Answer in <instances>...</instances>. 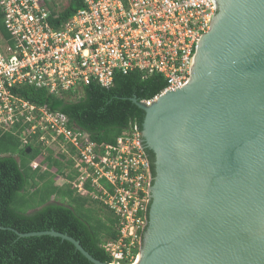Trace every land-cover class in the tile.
<instances>
[{
    "label": "built area",
    "instance_id": "built-area-1",
    "mask_svg": "<svg viewBox=\"0 0 264 264\" xmlns=\"http://www.w3.org/2000/svg\"><path fill=\"white\" fill-rule=\"evenodd\" d=\"M217 9L216 0H84L61 21V10L48 0H0V133L74 158L76 191L116 220L117 236L100 244L111 264L137 262L149 222L154 174L142 129L131 123L116 143L98 144L67 114L36 104L20 89L77 98L91 82L111 87L117 73L137 69L167 82L157 96L140 100L151 105L190 80ZM31 165L47 168L39 158ZM65 171L56 184L69 183Z\"/></svg>",
    "mask_w": 264,
    "mask_h": 264
},
{
    "label": "water",
    "instance_id": "water-1",
    "mask_svg": "<svg viewBox=\"0 0 264 264\" xmlns=\"http://www.w3.org/2000/svg\"><path fill=\"white\" fill-rule=\"evenodd\" d=\"M216 2L190 80L151 105L132 98L155 156L137 264H264V0ZM16 233L61 237L111 264L68 233Z\"/></svg>",
    "mask_w": 264,
    "mask_h": 264
},
{
    "label": "trees",
    "instance_id": "trees-1",
    "mask_svg": "<svg viewBox=\"0 0 264 264\" xmlns=\"http://www.w3.org/2000/svg\"><path fill=\"white\" fill-rule=\"evenodd\" d=\"M83 6L84 0H70L60 13L61 21ZM0 26L3 27L1 13ZM166 85L162 74L145 76L136 69L117 73L111 87L91 82L75 99L51 95L46 89L29 85L20 91L36 104L67 114L72 125L103 144L116 143L131 123L142 129L145 112L132 98L152 99ZM147 151L153 161V151ZM37 158L46 169L31 165ZM74 163V158L64 152L56 154L47 148L45 154L42 144L22 146L19 134L0 133V264H94L72 242L61 237L16 233L50 229L73 236L95 258L112 261L100 244L105 238L117 236L116 220L111 211L103 212L96 206L98 203L76 191L71 183L78 174ZM64 169L69 183L58 185V172Z\"/></svg>",
    "mask_w": 264,
    "mask_h": 264
},
{
    "label": "rangeland",
    "instance_id": "rangeland-1",
    "mask_svg": "<svg viewBox=\"0 0 264 264\" xmlns=\"http://www.w3.org/2000/svg\"><path fill=\"white\" fill-rule=\"evenodd\" d=\"M48 2L50 3V5L53 7V8H57V9H59V10H63L69 3H70V0H48ZM78 96V95H77ZM75 97L76 96H73L72 98L73 99H75ZM45 153H46V151H45ZM58 152L56 151V154H57ZM98 208H103L102 209V211L103 212H105V213H109L108 212V210H107V208L106 207H104V206H102V205H99V204H97L96 205ZM144 242V241H143ZM144 243H142V246H141V248H140V253H139V255H140V258H139V261L141 260V256H142V252L144 251Z\"/></svg>",
    "mask_w": 264,
    "mask_h": 264
},
{
    "label": "bare ground",
    "instance_id": "bare-ground-1",
    "mask_svg": "<svg viewBox=\"0 0 264 264\" xmlns=\"http://www.w3.org/2000/svg\"><path fill=\"white\" fill-rule=\"evenodd\" d=\"M152 223H153V222H152ZM151 234H152V226H151L150 231H149V233H148V235H147V240H146L145 248H144V251L142 252V256H141V258L144 256V253H145V251H146V248H147L148 242H149V240H150ZM139 258H140V256H139ZM139 258L137 259V262H136L135 264H137V263L139 262Z\"/></svg>",
    "mask_w": 264,
    "mask_h": 264
},
{
    "label": "flooded vegetation",
    "instance_id": "flooded-vegetation-1",
    "mask_svg": "<svg viewBox=\"0 0 264 264\" xmlns=\"http://www.w3.org/2000/svg\"><path fill=\"white\" fill-rule=\"evenodd\" d=\"M151 162H152V165H154V167H155V156H154V160L153 161L151 160Z\"/></svg>",
    "mask_w": 264,
    "mask_h": 264
}]
</instances>
